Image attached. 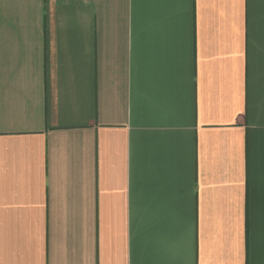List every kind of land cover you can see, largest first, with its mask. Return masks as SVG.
I'll return each mask as SVG.
<instances>
[{"label": "crops", "instance_id": "0c3cea01", "mask_svg": "<svg viewBox=\"0 0 264 264\" xmlns=\"http://www.w3.org/2000/svg\"><path fill=\"white\" fill-rule=\"evenodd\" d=\"M0 264H264V0H0Z\"/></svg>", "mask_w": 264, "mask_h": 264}]
</instances>
